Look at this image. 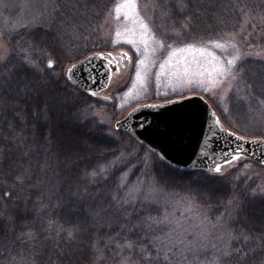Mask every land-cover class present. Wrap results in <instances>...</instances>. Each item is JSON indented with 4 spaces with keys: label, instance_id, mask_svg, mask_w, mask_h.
I'll list each match as a JSON object with an SVG mask.
<instances>
[{
    "label": "trees",
    "instance_id": "obj_1",
    "mask_svg": "<svg viewBox=\"0 0 264 264\" xmlns=\"http://www.w3.org/2000/svg\"><path fill=\"white\" fill-rule=\"evenodd\" d=\"M52 2L61 5L55 21L47 20L49 0H0V38L10 49L0 63V81L14 76L37 86L45 83L48 95L55 92L69 100L37 116L46 106L35 93L3 94L0 99V264H146L142 251L155 257L158 246L148 231L119 221L101 223L89 204L92 194L113 192L130 169L131 181L149 178L170 195L209 209L212 219L233 204L230 264H264L259 198L264 165L241 159L257 169L258 177L242 171L243 164L227 173L234 160L221 165V173L180 170L130 133H113L95 115L103 93L83 92L69 82L66 72L88 56L110 52L102 27L117 0ZM263 19L264 0H154L151 16L154 32L169 45L215 41L250 30ZM22 58L35 68L17 72ZM116 61L111 85L118 84L127 69L126 59ZM236 68L235 89L225 101H211L214 115L223 128L244 138L264 139V59L246 57ZM15 84L14 79L13 88ZM70 198L76 201L74 211L65 206ZM236 205L247 213H239ZM9 213L16 217L14 227L5 219ZM28 228L36 231L37 241L17 239ZM69 230L76 236L71 246ZM129 240L136 242L133 249L124 247ZM163 255L153 264H169Z\"/></svg>",
    "mask_w": 264,
    "mask_h": 264
},
{
    "label": "rangeland",
    "instance_id": "obj_2",
    "mask_svg": "<svg viewBox=\"0 0 264 264\" xmlns=\"http://www.w3.org/2000/svg\"><path fill=\"white\" fill-rule=\"evenodd\" d=\"M124 2L117 0L102 27L103 36L111 49L108 53L114 57L123 56L128 61L120 82L111 85L97 99L101 108L95 115L102 123L109 125L113 133L117 131V121L145 103H161L190 95H200L211 105L213 99L223 102L237 84V64L246 57L264 59V19L253 24L250 30L226 35L215 41L192 43L196 49H205L203 55L199 51L172 55L173 51L187 44L169 45L157 36L151 20L154 0H135L136 10L121 8L117 18L115 8ZM141 20L148 25L147 31L141 27ZM137 49L140 51L137 52ZM9 55L8 45L0 38V63ZM140 60L144 63L141 64ZM229 61L233 63L229 64ZM225 69L230 71L225 72ZM244 162L236 160L226 172L243 164L242 171L258 177L257 169L252 170ZM131 170L125 173L113 192H97L90 196L89 204L99 222L115 224L119 221L123 226H138L147 230L154 239L157 236L164 238L165 233H171L174 228L173 240L179 243L182 238L185 248L201 240L206 245L200 253L198 264H215L220 252L230 249L233 240L230 230L233 204L220 218L212 219L209 209L189 199L170 195L149 178L131 181ZM261 191L264 193V185ZM113 196L134 201L124 205L130 215L114 202ZM165 216L167 220L164 223L152 228L147 224L140 225L137 220V217L163 220ZM176 255L179 256V251Z\"/></svg>",
    "mask_w": 264,
    "mask_h": 264
},
{
    "label": "water",
    "instance_id": "obj_3",
    "mask_svg": "<svg viewBox=\"0 0 264 264\" xmlns=\"http://www.w3.org/2000/svg\"><path fill=\"white\" fill-rule=\"evenodd\" d=\"M82 63L85 70L77 71L75 78L69 82L89 94L107 90L116 70L112 56L93 54L75 65ZM53 66L49 68L47 64L49 69ZM115 128L132 134L159 156L163 154V161L167 165L180 170L203 169L213 172L211 169L214 166L227 163L237 145L243 143L236 138L238 134L229 135L233 131L217 123L212 106L200 95L138 106L117 121ZM161 132L166 134L161 136ZM205 144L208 146L204 147ZM245 148L246 154L241 155L242 158L264 165V145L251 143Z\"/></svg>",
    "mask_w": 264,
    "mask_h": 264
},
{
    "label": "snow or ice",
    "instance_id": "obj_4",
    "mask_svg": "<svg viewBox=\"0 0 264 264\" xmlns=\"http://www.w3.org/2000/svg\"><path fill=\"white\" fill-rule=\"evenodd\" d=\"M48 8V15L47 20L55 21L58 15H60V9L61 5L59 3H53L52 0H49V4L46 5ZM86 7V6H85ZM186 8L187 5H184ZM121 8H128L131 10H136L137 4L135 0H125L123 4H118L115 8V11L117 13V18L119 17V13L121 12ZM76 10V9H74ZM78 11V10H77ZM65 23H71L68 20L64 21ZM41 27H43V23L40 24ZM27 27V26H26ZM141 27L144 28L146 31L148 30V25L144 23L141 20ZM183 27L187 28L188 24L183 25ZM119 35V33H117ZM178 35V34H177ZM131 43V41H129ZM147 47V45H145ZM219 47V45H217ZM140 50L137 49V52ZM196 51H199L201 55L204 54L205 49L200 48L196 49L195 45L192 43H189L184 48H179L173 51L172 55H175L176 52H189L192 54H195ZM126 55V54H125ZM171 59V57L169 58ZM91 61L89 60V63ZM141 64L144 63L143 60L139 61ZM233 61H229V64H232ZM53 66V62L49 60L48 67L51 68ZM27 67L35 68L34 62L28 61L26 58H22L20 65L17 67V72H22L23 69ZM161 68H163V65H161ZM85 70V65L82 63L81 65H72V67L68 68L66 76L68 80H72L75 78V74L77 71ZM225 72L230 71V69H225ZM16 80L15 87H12L13 80ZM191 82V81H190ZM7 85V87H5ZM47 84L41 83L39 86L32 84L30 82L16 79L14 76H7L4 77L2 81H0V99L3 98V94L7 95H17L18 97H28L29 94L35 93L36 96L40 97L39 103H42L45 105V108L40 109L38 113H36L37 116H43L46 115L47 107H63L69 103V100L65 97L59 96L57 93L53 92L51 95H48L46 92ZM96 93L93 92L92 95H95ZM217 123L219 121L217 120ZM147 131V129H146ZM165 132H161L160 135H165ZM229 135L236 136V134L228 133ZM238 140L242 141L243 143L238 144L236 149H234L231 159L228 160V163H231L233 160H239L241 155L246 154V148L245 145H249L251 143H256L258 145H264V140H254V141H247L244 139L243 136L236 137ZM208 145L205 144L204 147H207ZM69 153H72V149L69 148ZM2 154V153H0ZM161 160L165 159V156L163 154L159 157ZM246 166V165H245ZM214 173H221V166L216 165L213 169H211ZM91 176H95L96 172L93 171L90 173ZM257 196L256 193H253V198L255 199ZM139 198V197H138ZM259 198L261 200L262 207L260 209L261 213L264 214V193L259 194ZM113 200L116 203H119L123 212L125 214H128V209L124 207L125 204H132L134 201L131 199H124L123 197L117 198L116 196H113ZM75 203L76 201L72 200L70 198L69 202L65 205L69 211L75 210ZM236 210L241 214H246L248 209H246L243 205H236ZM130 215V214H128ZM7 220L8 226L14 227L16 222V217L14 214H7L5 217ZM137 220H139L140 225L147 224L149 228H152L155 225L164 223L167 220V216L164 217L163 220L153 218V217H145V218H139L137 217ZM227 231V230H226ZM229 235H231L230 232H228ZM173 235H175V229L173 228L171 230V233H165V237L162 238L160 236L155 237V240L158 241V246L154 247V251L156 253L155 257H151V254L148 253L147 255L144 254L142 251L141 259H144L146 264H153L154 261L159 260L161 252L163 251V260L168 261L169 264H172V261H175V264H198L200 260V253L204 250L206 245H204L203 241H197L194 245H189L187 248L184 247V241L182 238L179 239V243H177L175 240H173ZM20 241L24 243H30L38 240V235L34 229L28 228L26 230H22L20 235L17 237ZM76 236L74 235L73 231L69 230L67 233V243L69 246L75 241ZM136 246L135 241L129 240L124 247L128 249H133ZM215 247V246H214ZM179 251V256L176 255V252ZM67 254V253H66ZM234 255V253L231 250L228 251H221L219 256L215 260V264H230V259ZM239 259V257H237Z\"/></svg>",
    "mask_w": 264,
    "mask_h": 264
}]
</instances>
